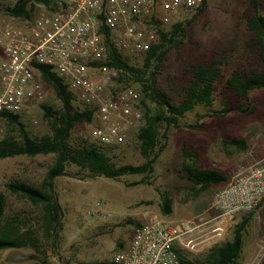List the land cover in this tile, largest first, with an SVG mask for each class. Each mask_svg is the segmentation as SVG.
<instances>
[{
  "label": "rangeland",
  "instance_id": "1",
  "mask_svg": "<svg viewBox=\"0 0 264 264\" xmlns=\"http://www.w3.org/2000/svg\"><path fill=\"white\" fill-rule=\"evenodd\" d=\"M15 2L0 0V30L6 24L22 25L54 9V0H47V3L29 0L26 4L29 16H13L8 9ZM255 11L264 15V0H205L204 7L197 14H180V18L189 20V24L184 35L166 51L159 65L156 83L172 102L178 103L184 97L185 86L198 66H216L219 73L213 81L210 105H196L180 118L182 124L198 123L199 126L170 128L167 145L143 182L140 181L143 178L141 174L124 175L119 180L56 177L54 189L62 215L61 226L54 235L43 234L40 207L32 205L21 194L11 192L5 184L22 181L39 186L55 155L47 153L0 158V193L4 196L2 219L14 218L20 230L32 228L39 240L37 250L30 246L1 249L0 264L109 261L113 253L128 246L135 223H141L152 215H160L168 220L193 216L202 220L212 218L215 214L210 208L212 196L223 182L211 183L194 195V186L186 179L183 164L189 163L192 158L189 155L195 152L197 167L216 169L228 179L236 170L251 162L257 151L264 150V89L248 93V104L253 109L246 113L234 109L243 99L237 98L225 85V79L232 70L242 74L264 70V64L258 58V47L251 42L253 34L245 27V18ZM128 62L138 66L140 54L129 56ZM40 103L54 110L60 105L49 87ZM39 104L19 113L24 129L32 136L49 131ZM71 105L83 108L76 100ZM213 110H218L220 114L201 116ZM92 125V121L76 122L67 142L74 146L82 139L92 141L89 135ZM5 135L18 138L16 127L0 120V138ZM232 142H243L244 148ZM113 148L111 159L116 165L143 162L134 139ZM67 168L77 170L74 165ZM84 172L82 170L79 174ZM163 194L171 198L168 215L160 212ZM261 203L242 232L238 264H264V201ZM243 215L240 214L228 227L224 240L230 239L234 224ZM207 249L197 254L183 250L182 254L195 260L202 258Z\"/></svg>",
  "mask_w": 264,
  "mask_h": 264
},
{
  "label": "built area",
  "instance_id": "2",
  "mask_svg": "<svg viewBox=\"0 0 264 264\" xmlns=\"http://www.w3.org/2000/svg\"><path fill=\"white\" fill-rule=\"evenodd\" d=\"M52 12L0 30V120L27 111L49 87L38 64L49 67L92 112L90 137L106 145L134 139L143 125L138 88L120 81L109 48L127 56L145 52L180 14L197 12L202 0H57ZM50 88V87H49ZM1 187V184H0ZM264 199V159L243 166L214 191L209 220H168L152 215L132 231L112 264H183L179 253L197 254L224 241L228 227ZM98 205V203H97Z\"/></svg>",
  "mask_w": 264,
  "mask_h": 264
},
{
  "label": "trees",
  "instance_id": "3",
  "mask_svg": "<svg viewBox=\"0 0 264 264\" xmlns=\"http://www.w3.org/2000/svg\"><path fill=\"white\" fill-rule=\"evenodd\" d=\"M29 0H16L8 9L13 16L28 17L29 10L26 4ZM47 3V0H36ZM205 5L202 0L201 7ZM256 10V9H255ZM189 20H179L170 25L168 29L159 30L157 40L145 52L140 53L138 66L128 62L127 55L109 48L110 64L120 70V81L135 85L142 96L144 114L143 125L134 136L139 154L143 162L139 164L123 163L116 165L111 159L115 145L101 144L92 139H82L77 145H70L67 140L74 124L79 121H92V112L87 107L82 109L71 105L74 94L69 90L62 79L48 66L38 64L40 77L51 88L59 108L54 110L51 106L40 103L43 117L47 120L49 131L46 134L32 136L25 129L17 113H3L7 125L15 126L18 138L5 135L0 138V158L13 155H28L52 153L55 155L53 163L48 167L39 186H33L22 181H10L5 184L11 192L24 196L32 205L41 209L43 221L42 232L44 235H54L61 226V207L54 189V179L58 176L77 178L104 177L119 180L124 175L141 174V182L145 181L148 173L167 145L168 131L181 125L198 127V123L180 122V118L192 110L196 105L208 106L211 103L214 89L213 81L218 75L216 66H198L190 82L185 86V94L178 103L172 102L168 95L156 83V75L168 48L175 44L186 31ZM245 27L253 36L251 42L258 47V58L264 64V15L256 11L245 18ZM225 85L240 99L234 109L242 112H251L253 106L248 104V93L256 89H264V70H252L242 74L232 70L225 79ZM246 100V101H245ZM243 103H245L243 105ZM226 110L225 108L223 109ZM218 110L204 112L201 116L219 115ZM239 148H244L243 142H232ZM189 163L183 164L186 179L194 186V195L208 187L211 183L223 182L227 177L216 169L199 168L195 165V152L191 153ZM68 165L77 167L76 171L68 170ZM82 170L85 172L79 174ZM264 201V199L262 200ZM261 204V203H260ZM259 204V205H260ZM258 205V206H259ZM257 206V207H258ZM171 211V198L165 194L161 197L160 212L168 215ZM4 212V196L0 193V250L5 248H19L30 246L37 250L39 240L32 228L19 229L18 221L14 218L2 219ZM253 211L244 214L232 228L230 239L209 247L200 259L191 260L179 253L183 264H238L237 258L242 245V232L248 221L252 218ZM139 223H135V226ZM77 264H112L110 261L101 260L91 263L79 262Z\"/></svg>",
  "mask_w": 264,
  "mask_h": 264
},
{
  "label": "crops",
  "instance_id": "4",
  "mask_svg": "<svg viewBox=\"0 0 264 264\" xmlns=\"http://www.w3.org/2000/svg\"><path fill=\"white\" fill-rule=\"evenodd\" d=\"M57 6H58V3H57V0H54V6H53V10L52 11H54L56 8H57ZM52 11H50V12H52ZM262 159H264V150H262V149H260L259 151H257V154L255 155V157H254V159L253 160H251V162L249 161V162H247L244 166H246V165H249V164H252V163H254V162H257V161H259V160H262ZM240 170V169H239ZM238 170H236L234 173H229L228 175H230V176H232V175H234L236 172H237ZM228 177V176H227ZM229 180V178L228 179H226L225 181H223V184L219 187V188H221V187H223L224 186V184L227 182ZM218 188V189H219ZM217 190V189H216ZM263 202V201H262ZM262 204V203H261ZM260 204V205H261ZM259 205V206H260ZM258 206V207H259ZM257 207V208H258ZM256 209V208H255ZM254 209V210H255ZM254 210H252V211H254ZM254 213V212H253ZM243 214V213H242ZM244 214H246V213H244Z\"/></svg>",
  "mask_w": 264,
  "mask_h": 264
}]
</instances>
